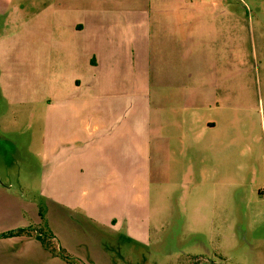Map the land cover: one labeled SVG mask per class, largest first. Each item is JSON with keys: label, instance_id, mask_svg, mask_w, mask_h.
Instances as JSON below:
<instances>
[{"label": "crops", "instance_id": "1", "mask_svg": "<svg viewBox=\"0 0 264 264\" xmlns=\"http://www.w3.org/2000/svg\"><path fill=\"white\" fill-rule=\"evenodd\" d=\"M109 1L135 10L83 8L75 21L52 12L53 47L65 45L56 39L61 27L83 37L71 59L77 73L71 70L70 85H55L57 101L46 120L47 227L55 243L56 214L73 225L79 216L123 231L144 245L150 219L138 216L149 206L151 186L190 182L196 188L201 180L194 177L210 173L214 147L225 142L212 133L235 120L229 86L244 80L226 71L223 16L214 26L196 13L210 11V2L229 12V0ZM24 204L20 215L36 213L33 202ZM8 231L0 232V264H87L85 255L73 258L59 243L67 257L35 236L3 235Z\"/></svg>", "mask_w": 264, "mask_h": 264}, {"label": "rangeland", "instance_id": "2", "mask_svg": "<svg viewBox=\"0 0 264 264\" xmlns=\"http://www.w3.org/2000/svg\"><path fill=\"white\" fill-rule=\"evenodd\" d=\"M89 7L135 10L109 0H0V232L29 223L50 233L46 120L57 101L55 85H70L71 70L77 73L71 59L78 58L83 40L61 27L56 39L65 45L53 47L52 12L75 21ZM209 10L196 13L214 26L223 16L226 71L244 79L229 86L235 120L212 133L225 142L214 147L210 173L194 177L201 180L196 188L190 182L151 186L149 206L138 216L150 219L144 245L79 216L73 225L53 215L56 243L73 258L85 255L87 264H264V0H229V12L210 2ZM27 201L37 211L20 215Z\"/></svg>", "mask_w": 264, "mask_h": 264}, {"label": "trees", "instance_id": "3", "mask_svg": "<svg viewBox=\"0 0 264 264\" xmlns=\"http://www.w3.org/2000/svg\"><path fill=\"white\" fill-rule=\"evenodd\" d=\"M45 234L42 229H39L35 226H28V227H18L12 230H9L8 232H5L3 235H31L35 236L37 239H39L42 244L50 249L51 251L60 253L61 255L67 257L68 254H66L63 250L57 248V245L53 239L54 235L51 233Z\"/></svg>", "mask_w": 264, "mask_h": 264}]
</instances>
